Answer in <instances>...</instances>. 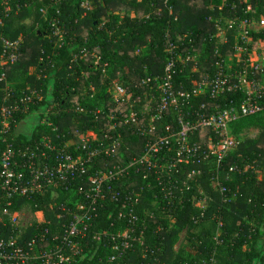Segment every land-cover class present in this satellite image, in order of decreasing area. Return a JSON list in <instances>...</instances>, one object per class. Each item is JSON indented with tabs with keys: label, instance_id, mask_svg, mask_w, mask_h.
Segmentation results:
<instances>
[{
	"label": "trees",
	"instance_id": "1",
	"mask_svg": "<svg viewBox=\"0 0 264 264\" xmlns=\"http://www.w3.org/2000/svg\"><path fill=\"white\" fill-rule=\"evenodd\" d=\"M53 2L12 0L6 14L0 0L4 19L0 37L20 40V59L8 69L9 82L18 92L25 91L27 82H31L33 88L42 87L46 95L47 84L53 82V101L44 99L40 104L48 105L49 119L60 136L51 126L37 125L32 135L9 132L0 140V150L7 144L17 148L32 145L46 134L63 143L95 131L106 143L116 139L118 133L122 137L112 157L103 154L95 159V169L114 170L137 160L119 180L112 182L113 188L104 186L103 196L98 198L95 211L87 220L84 255L71 264H264V254L257 247L264 239V111L242 117L230 126L237 137L243 131L259 132L240 140L238 148L223 160L220 181L227 186L225 195L215 191L210 180L216 171L215 158H201L212 134L210 130H198L192 135V142L201 149L191 162H179L177 169L165 174V185L158 183L155 169L140 161L148 140L143 128L148 127L150 108L156 105L150 97L157 93L149 85L164 73L171 43L176 45V54L200 53L198 74L191 70L193 63L176 59L174 87L190 94V108L184 110L193 112L203 103L208 108L216 103L223 106V102L208 95L194 96L192 81L213 70L217 51L224 57L233 53L234 39L230 36L229 43L224 44L216 36L223 14L232 19L259 20L264 16V0H96L90 11L82 9L79 0H67L56 7H52ZM42 8H47V16ZM53 20L64 32L63 41L53 36ZM252 35L263 36L255 32ZM148 77L152 78L149 85L143 83ZM116 79L133 94L136 121L125 122L128 105L112 98ZM22 80V84H15ZM235 96L231 93L228 99ZM111 115L117 118L111 119ZM176 115L177 110L169 109L155 124L158 129L167 125L178 128ZM25 118L21 114L18 122ZM193 169L202 174L187 188L184 182ZM171 174L174 179L168 182ZM76 186L61 188L54 195L48 192L23 199L16 208L43 211L48 222L43 225L53 232L62 231L57 214L63 212V222L68 225L76 212H82L76 208L77 201L91 205ZM168 186L172 188L169 190ZM200 186L208 193L205 209L192 200L193 195L196 202L203 198ZM116 191L120 193L117 196ZM123 209L125 214L119 218ZM130 209L138 218L133 237L142 233V242L132 240L124 256L111 261V238L104 233L117 234L120 227L127 228ZM170 216L175 218L174 222ZM181 230L186 232L188 245L175 250ZM33 232L30 230L27 236ZM100 233L104 235L101 242L94 238Z\"/></svg>",
	"mask_w": 264,
	"mask_h": 264
},
{
	"label": "built area",
	"instance_id": "2",
	"mask_svg": "<svg viewBox=\"0 0 264 264\" xmlns=\"http://www.w3.org/2000/svg\"><path fill=\"white\" fill-rule=\"evenodd\" d=\"M53 1L52 7H56L67 0ZM79 1L82 9L86 11L93 9L91 0ZM11 3L12 0H2L3 12L6 14L11 10ZM247 10H251L250 5ZM41 12L44 16L48 14L47 8H42ZM59 12L57 8V13ZM232 20L237 26H231L227 31H222L224 26L218 21L216 36L221 37L224 44L229 43L231 36L234 39L231 47L233 53L224 57L217 51L212 62L213 70L205 71L192 81L194 96L208 95L218 102H223V106L216 103L208 108L203 103L193 112L184 110L186 107L190 108L187 102L190 94L174 87L176 59L193 63L191 70L198 74L200 53L188 52L185 56L176 54L173 52L176 48L173 43L164 73L155 77L152 86L149 85L152 82L151 77L143 80V83L149 85L157 94L150 97L156 105L150 108L148 127L143 128L148 140L140 161L146 163L148 168L156 170L159 184H164L162 177L169 171L177 169L179 162L189 163L196 157L201 147L192 142V135L198 130H210L212 134L208 137L207 149L201 158L203 160L215 158L216 171L210 177L211 183L222 194L228 192L227 186L220 181L221 166L223 160L235 151L240 143L232 134L230 126L242 117L264 111V16L259 20L254 18ZM3 21L0 12V26L3 25ZM54 21H51L53 36L57 37L58 41H63L64 32L58 22ZM252 32L263 36L255 38ZM19 59L20 40L1 36L0 140L9 132L18 134L20 115L24 114L27 118L35 111H40L42 108L40 102L44 100L42 87L40 89L29 87L18 92L9 82L8 69ZM120 93L121 97L114 99V102H124L128 105L125 122L136 121L138 113L133 109L135 103L132 92L121 86ZM231 93H235L236 96L235 99L229 100L228 96ZM169 109L177 110L178 128L167 125L164 129H158L155 122ZM110 117L117 118L114 115ZM40 124L51 126L52 131L57 133L58 128L50 121L48 111L42 112ZM115 126L116 123L112 125L113 128ZM56 135L60 136L58 133ZM120 139V133L116 139L108 143L99 136L98 139H86L80 135L76 143L69 144L68 141L55 142L51 135L46 134L32 145L17 148L7 144L5 149L0 150V232L2 233L4 228L7 229L6 234L0 236V264H71L84 255L83 239L88 228L87 220L91 219L98 198L103 196L104 186L108 184L109 189L113 188L112 182L119 180L137 161H130L125 167L116 166L114 170L95 169V159L103 154L112 157ZM170 158L174 160L171 161ZM201 174V170L195 169L188 173L192 175V180ZM168 176V182H172L174 175ZM84 183H87L88 187H85ZM73 184H77V192L90 200L91 205L87 206L85 202L79 201L76 208L82 212H76L73 221L68 225L63 222L65 214L63 212L57 214L59 223H62V231L53 232L43 225L48 223L43 211L32 212L27 211L25 207L16 208L23 199L45 195L48 192L54 195L57 190L68 189ZM168 188L170 190L172 186ZM119 194L116 191L115 196ZM225 200L227 201L228 197ZM125 204L123 208L126 207ZM63 211L67 209L63 207ZM124 214L123 209L119 218ZM128 215L129 226L120 228L125 232L104 233L111 238L113 252L111 261L121 259L125 251L132 246V240L142 241V233L139 237H133L138 221L133 209H130ZM32 229L34 231L32 235L27 236V232ZM104 235L100 233L94 238L101 242Z\"/></svg>",
	"mask_w": 264,
	"mask_h": 264
},
{
	"label": "rangeland",
	"instance_id": "3",
	"mask_svg": "<svg viewBox=\"0 0 264 264\" xmlns=\"http://www.w3.org/2000/svg\"><path fill=\"white\" fill-rule=\"evenodd\" d=\"M95 1L96 0H91V2H93V8L95 6ZM247 1V0H246ZM221 23H222V26H224L222 28V31H227L231 26H234L237 24L235 22H233V20L229 17H226L224 14L223 16L221 17L220 19ZM98 60V58H97ZM96 63H98V61H96ZM34 72V69L31 68L30 69V73H33ZM24 81H16L15 84H22ZM12 84V82H10ZM47 92H46V95H44L43 93V99H47L48 102H52L53 101V98H52V92H53V82H49L47 84ZM114 85L115 87L113 88V92H112V98L113 99H116L118 97H121V93H120V88L121 86H123L122 82L119 80V79H116L114 81ZM29 87H32V83L31 82H27V88ZM41 111V112H40ZM37 110L35 111L34 113H32L29 117H27L26 119L22 120V122L19 124L18 126V129L17 131H19L20 133H25L27 135H32L34 132H35V129L37 127V125H41L40 122H41V116H42V112H47V104H43L42 105V108L41 110ZM259 132V129H255V130H250V131H243L242 133L239 134V136L237 137L236 135H234L238 140H243L247 135H253V134H256ZM82 135V136H85V138H90V139H98V135L95 131H87L86 133H82V134H79V136ZM78 136V138H79ZM122 139V137H121ZM78 140L75 141V139L73 140H69L68 143L69 144H73V143H76ZM258 173H259V177L261 178L262 174H261V170L258 169ZM192 175H188L187 177V181L184 182L185 186H187V188H191L192 187V184L190 183L192 180ZM148 185H150L149 182H147ZM152 187V186H151ZM201 190H200V193L201 195L203 196L202 199H199L198 202H196L195 200L197 199L196 195H193L192 197V200L193 202L195 203V205L201 207L202 209H205L206 207V199H207V191L201 187ZM213 189H215V191H218L219 190L217 188H215L213 186ZM79 201L76 202V205ZM27 211H30V210H27ZM42 214V213H41ZM171 217V216H170ZM172 218V222L175 221V218L171 217ZM120 228H124V227H120ZM124 229H119V233H123L125 232V230L123 231ZM185 230H181L180 234H179V241L178 243L175 245L174 249L175 250H178L180 247H184L186 245H188V242L185 238ZM142 242V241H140ZM257 247L260 249V251L264 254V239L260 240L257 244ZM257 264H260L258 261H256ZM255 263V262H254Z\"/></svg>",
	"mask_w": 264,
	"mask_h": 264
},
{
	"label": "crops",
	"instance_id": "4",
	"mask_svg": "<svg viewBox=\"0 0 264 264\" xmlns=\"http://www.w3.org/2000/svg\"><path fill=\"white\" fill-rule=\"evenodd\" d=\"M28 21V20H27ZM19 39H21V37H19ZM254 264H257V262H255Z\"/></svg>",
	"mask_w": 264,
	"mask_h": 264
}]
</instances>
